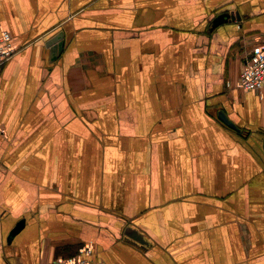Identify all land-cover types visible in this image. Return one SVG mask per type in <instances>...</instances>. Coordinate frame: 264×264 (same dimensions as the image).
Wrapping results in <instances>:
<instances>
[{
  "label": "crops",
  "instance_id": "crops-1",
  "mask_svg": "<svg viewBox=\"0 0 264 264\" xmlns=\"http://www.w3.org/2000/svg\"><path fill=\"white\" fill-rule=\"evenodd\" d=\"M3 32L0 264L84 246L105 264H264V91L238 81L264 0H0Z\"/></svg>",
  "mask_w": 264,
  "mask_h": 264
},
{
  "label": "built area",
  "instance_id": "built-area-1",
  "mask_svg": "<svg viewBox=\"0 0 264 264\" xmlns=\"http://www.w3.org/2000/svg\"><path fill=\"white\" fill-rule=\"evenodd\" d=\"M12 37L8 32L0 35V69L15 54ZM239 86L245 92L264 91V46L255 48L240 68ZM93 249L84 246L71 258L57 257L52 264H105L92 258Z\"/></svg>",
  "mask_w": 264,
  "mask_h": 264
},
{
  "label": "water",
  "instance_id": "water-1",
  "mask_svg": "<svg viewBox=\"0 0 264 264\" xmlns=\"http://www.w3.org/2000/svg\"><path fill=\"white\" fill-rule=\"evenodd\" d=\"M232 15H227V14H222L216 17V19H214L212 21L211 24V30L215 29L217 26L221 25L222 23H225L226 21L231 19ZM220 120L229 128H231L234 131L240 132L237 127L235 125H233L231 122H229L223 115H219ZM24 222L21 221L20 223H18L14 229L10 232L8 238H7V243L10 242V240L21 230V228L23 227ZM130 236H132V238L136 241H138L141 244H144L143 239L140 237V235H138L137 233L133 232L132 234H130Z\"/></svg>",
  "mask_w": 264,
  "mask_h": 264
},
{
  "label": "trees",
  "instance_id": "trees-1",
  "mask_svg": "<svg viewBox=\"0 0 264 264\" xmlns=\"http://www.w3.org/2000/svg\"><path fill=\"white\" fill-rule=\"evenodd\" d=\"M79 251H80V249L77 251V253L74 255V256H76L78 253H79ZM74 256H71V257H74ZM71 257H69V258H71ZM65 258V257H64Z\"/></svg>",
  "mask_w": 264,
  "mask_h": 264
}]
</instances>
